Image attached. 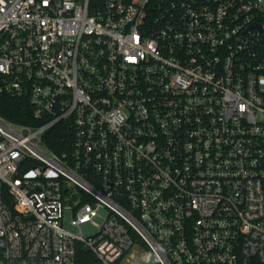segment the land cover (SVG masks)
<instances>
[{
  "label": "built area",
  "instance_id": "1",
  "mask_svg": "<svg viewBox=\"0 0 264 264\" xmlns=\"http://www.w3.org/2000/svg\"><path fill=\"white\" fill-rule=\"evenodd\" d=\"M4 97L0 264H264V0H0Z\"/></svg>",
  "mask_w": 264,
  "mask_h": 264
},
{
  "label": "trees",
  "instance_id": "2",
  "mask_svg": "<svg viewBox=\"0 0 264 264\" xmlns=\"http://www.w3.org/2000/svg\"><path fill=\"white\" fill-rule=\"evenodd\" d=\"M25 105L27 103H25L24 99L0 98V113L12 121L28 123L30 119L23 112ZM59 129L57 128L55 132L54 130L50 132L51 135L52 133L54 134L55 139H58L55 144L50 143V147L57 151L59 150V143L62 142V132ZM45 138H48V135ZM136 240L141 241L138 236H136Z\"/></svg>",
  "mask_w": 264,
  "mask_h": 264
},
{
  "label": "rangeland",
  "instance_id": "3",
  "mask_svg": "<svg viewBox=\"0 0 264 264\" xmlns=\"http://www.w3.org/2000/svg\"><path fill=\"white\" fill-rule=\"evenodd\" d=\"M99 214L101 216H105L106 215V210L101 209L99 211ZM79 229H80V231L83 233V235L85 237H89V236L95 235L99 231L98 225L93 223L92 221L80 224L79 225ZM150 259H151V257H150ZM152 262H153V260H152Z\"/></svg>",
  "mask_w": 264,
  "mask_h": 264
}]
</instances>
